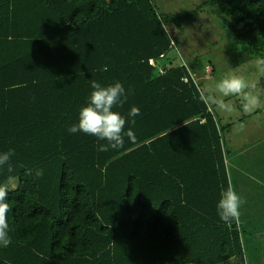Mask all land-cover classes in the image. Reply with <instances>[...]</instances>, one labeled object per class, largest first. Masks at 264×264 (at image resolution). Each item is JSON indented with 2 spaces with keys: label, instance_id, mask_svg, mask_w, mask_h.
<instances>
[{
  "label": "trees",
  "instance_id": "obj_1",
  "mask_svg": "<svg viewBox=\"0 0 264 264\" xmlns=\"http://www.w3.org/2000/svg\"><path fill=\"white\" fill-rule=\"evenodd\" d=\"M206 5L234 41L253 36L264 51V0H209L180 17L160 14L153 0H0V153L15 152L0 186L17 181L6 187L12 242L0 247V264L258 260L264 224L242 209L264 201L254 147L228 149L232 123L222 124L208 92L169 57L173 26ZM91 80L125 88L113 111L130 121L139 109L125 126L134 142L125 136L122 148L101 152L106 141L68 132ZM229 185L245 203L226 225L217 202Z\"/></svg>",
  "mask_w": 264,
  "mask_h": 264
},
{
  "label": "rangeland",
  "instance_id": "obj_2",
  "mask_svg": "<svg viewBox=\"0 0 264 264\" xmlns=\"http://www.w3.org/2000/svg\"><path fill=\"white\" fill-rule=\"evenodd\" d=\"M153 1L160 14L180 17L193 12L200 4L209 0ZM173 27L177 49L170 51L169 57L174 59L175 63L181 61L188 64L197 83L202 85L209 96L215 98L211 102L222 124L232 123L233 128L225 135L228 149L239 151L240 145H245L244 148L252 147L257 140L264 137V71H260L256 66V60L264 58L260 39L249 36L243 41L244 44L234 41L218 11L211 5H206L189 20ZM168 29L171 31L170 27ZM246 41L253 48L248 47ZM206 67L214 72L207 77L203 72ZM228 76L242 77L250 87L244 89L241 94L223 96L215 91V86ZM245 95L256 100L255 104L247 109ZM219 103L229 105V108H221ZM16 186L17 181L13 180L6 187L13 190Z\"/></svg>",
  "mask_w": 264,
  "mask_h": 264
},
{
  "label": "clouds",
  "instance_id": "obj_3",
  "mask_svg": "<svg viewBox=\"0 0 264 264\" xmlns=\"http://www.w3.org/2000/svg\"><path fill=\"white\" fill-rule=\"evenodd\" d=\"M168 29V28H167ZM169 31V29H168ZM172 33V30L169 31ZM256 66L260 71H264V58L256 60ZM106 70V68H105ZM91 93L86 106L79 109L78 123L72 124L68 128L69 133L83 132L94 136L97 141H106V143H98V151L106 152L109 149H120L124 146L125 136L130 141H135V135L131 128L125 129L127 123H135V117L140 114L139 109L133 106L128 112L130 121L117 111H113L114 107H123L128 99L125 88L120 82L102 86L96 80L90 81ZM250 87L242 77L228 76L220 80L215 91L223 96L233 94H241L243 90ZM209 101H214V97H207ZM247 101L245 108L253 106L256 102L254 97L245 95ZM219 107L228 109L229 105L219 103ZM15 155L14 150L9 149L0 153V167L7 166L9 172L12 171L10 159ZM26 175H33L32 169L26 170ZM35 177L40 178L44 175V170L38 168L34 172ZM8 189L0 186V247H8L11 244V238L8 234V212L10 211L9 203L6 200ZM245 201L237 194L233 186L229 185L220 193V199L217 202V213L226 225H230L233 221H238L240 217V208Z\"/></svg>",
  "mask_w": 264,
  "mask_h": 264
},
{
  "label": "crops",
  "instance_id": "obj_4",
  "mask_svg": "<svg viewBox=\"0 0 264 264\" xmlns=\"http://www.w3.org/2000/svg\"><path fill=\"white\" fill-rule=\"evenodd\" d=\"M232 128L233 126L230 129ZM240 147L241 149H239V152L242 150V148L245 147V145H240ZM253 147H254L253 155L255 160V178H256L255 182L257 184L264 185V137H262L260 140H257L253 145ZM256 192L259 193L258 187L256 188ZM242 209L243 211H247V210L255 211V216H254L255 219H253L252 216H247L249 222L252 223V221L255 220L254 222H256L257 224H264V201L262 202L257 201L254 205H246ZM261 240L264 241V235L261 237ZM257 254H259L257 255L259 256V258L258 260L255 259L254 264H264V244L261 245L260 252H258ZM226 264H235V263L230 261ZM240 264H250V262L246 257V260L243 258V260L240 261Z\"/></svg>",
  "mask_w": 264,
  "mask_h": 264
},
{
  "label": "built area",
  "instance_id": "obj_5",
  "mask_svg": "<svg viewBox=\"0 0 264 264\" xmlns=\"http://www.w3.org/2000/svg\"><path fill=\"white\" fill-rule=\"evenodd\" d=\"M167 30H168V29H167ZM171 46L176 50V48H175V46H174L173 43H171ZM180 64H181V66H183V67H185V68L187 69L188 74H189L191 80H192L193 82L196 83L197 80H196L194 74L192 73V71H190L191 69L189 68V66H188L186 63H184V62H181ZM148 65L154 67V66H155V62H154V60L150 59V60L148 61ZM210 72H211V71H210L209 67H206V70H205V77L209 76V75H210ZM164 73H165L164 70L159 69V74H164ZM182 81H183L184 83H187V82H188V78H183ZM201 94H203L202 91H201Z\"/></svg>",
  "mask_w": 264,
  "mask_h": 264
}]
</instances>
